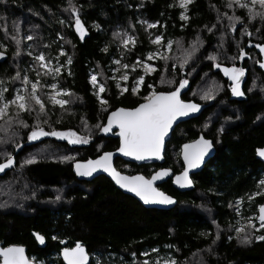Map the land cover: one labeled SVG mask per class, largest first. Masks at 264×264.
Returning <instances> with one entry per match:
<instances>
[{
	"label": "trees",
	"instance_id": "obj_1",
	"mask_svg": "<svg viewBox=\"0 0 264 264\" xmlns=\"http://www.w3.org/2000/svg\"><path fill=\"white\" fill-rule=\"evenodd\" d=\"M178 1L0 0V37L8 44L7 58L0 62V76L12 78L28 60L24 54L25 35L34 33L37 45L43 46L62 32L72 56L69 73L65 69L61 79L71 91V105L63 109L48 106L39 120L45 131L71 130L90 139L85 144H71L65 139L47 137L27 146L28 134L37 120L35 111L20 113L19 119L27 127L17 123L5 127L0 121V162L6 161V154L15 155L20 148L16 144L23 145L11 170L0 177V242L5 246L24 245L29 256L36 255L48 264H64L61 258L49 262L47 259L55 251L59 253L77 243L90 254L109 252L115 257L143 259L145 253L172 254L177 264H264V240L255 238V230L248 228L242 234H234L236 200L243 199L245 216L257 213L264 204V185L259 184L264 164L256 158V149L264 146V74L257 68L261 58L255 49H246L244 62L239 60L241 49L247 44L264 43V19L249 18V10L234 4L229 7L227 0H191L185 11L188 19L182 20L183 9ZM77 16L91 33L85 42L73 30ZM233 17L240 19H230ZM62 18L69 20L70 27L62 23ZM141 18L157 22V28L142 26L138 23ZM119 25L131 28L136 37L124 56L130 65L149 52L164 48L152 43L156 35L166 42L175 40L171 57L157 62L158 70L145 76L137 94L131 89L141 70L132 71L130 81L124 83V92L110 78L109 67L115 66L110 56L120 57L113 35ZM193 42H197L194 51ZM185 60L188 74L183 75L179 65L180 76L175 83L162 85L164 71L170 70L174 62ZM216 63L254 69L261 75V89H253V74H249L245 98H232L229 81L214 67ZM92 68L105 85L102 98L106 104L100 102L89 81ZM207 74L216 78L222 89L208 102L191 97L206 108L197 118L183 123L186 134L174 132L167 144L164 166L180 171L183 164L179 158L171 157V147H179L182 136L195 138L202 132V123L216 108L218 117L202 133L214 140L217 153L194 176L193 191L179 192L170 182L160 186L177 198L174 208H146L117 189L106 176L92 181L76 178L72 170L75 161L118 148L119 139L101 136L99 127L111 111L120 106H137L151 92L149 86H157L158 91L172 90L185 76L191 81L190 94ZM222 101L224 105L219 106ZM33 156V163H24ZM64 156L70 159H61ZM116 166L129 174L141 172L150 176L160 165H137L119 158ZM33 232L46 237L44 248L38 246ZM245 234L252 238L242 243ZM261 234L264 236V229Z\"/></svg>",
	"mask_w": 264,
	"mask_h": 264
},
{
	"label": "snow or ice",
	"instance_id": "obj_2",
	"mask_svg": "<svg viewBox=\"0 0 264 264\" xmlns=\"http://www.w3.org/2000/svg\"><path fill=\"white\" fill-rule=\"evenodd\" d=\"M236 3H239L240 0H235ZM190 3V0H180V6L187 11L186 5ZM256 5H259L260 11H256ZM232 6L231 3L228 5ZM242 8H248L249 18L260 16L264 19V0H251V4H240ZM72 11L75 13L76 8H72ZM181 19L187 20L188 17L181 13ZM233 20H239V17L230 18ZM148 27H155L154 24H149ZM75 28L77 33L80 34L81 38L85 35V29L82 26V22L77 16L75 20ZM211 31V29H208ZM114 35H117L114 33ZM250 35V33H249ZM15 39V37H13ZM28 39H32L31 36ZM134 37L128 36L126 39H123L122 42L125 46L128 45L130 41L134 42ZM161 41V36H156L152 41L154 44H159ZM172 41L169 40L167 46L170 48ZM197 42H193L192 50H195ZM260 48V51L264 53V45H257ZM106 50V49H105ZM4 55L3 52H0V57ZM245 53L241 49L240 59H243ZM149 58L153 57L152 53L148 54ZM166 59V57H161ZM215 59V57H210ZM35 60L39 62V66L42 69H46L45 75L49 73H59L60 67H53L51 62H45L44 54L35 57ZM68 63H71L69 58ZM182 61L181 67L183 63ZM119 64V61H116ZM141 63L146 72L155 71L153 65L138 61ZM264 67V63L261 64ZM127 68V65H124ZM216 67H220L219 64ZM243 68H224L225 75L230 76L233 81L231 86V91L234 96H243L244 93L240 90L239 80L240 77L244 74ZM20 73L17 72L16 76L12 79H20ZM121 80H127V74L120 77ZM91 83L97 85V76L92 75L90 77ZM144 80L143 76H139L135 82V86L132 87L131 92L136 94L141 82ZM22 83L24 85L21 89H16L15 94L12 99L6 100L4 97V92L7 89L3 86L4 82L0 81V120L4 121V126L8 127L12 123H17L22 127H27L28 125L19 119L21 112H33L37 113V120L33 126V130L28 134L29 141H36L41 137L51 136L58 137L61 139H67L71 144L78 143H87V139L77 136V134L71 130L69 131H45L41 126V121L39 120V115L45 113V103L42 99L38 88H42L43 85H40L39 81V71H37V79L35 81H30L29 77L25 74L22 78ZM186 80H180L179 86L170 92H150L148 96L144 98V102L140 103L135 108L126 109V108H117L115 111L111 112L108 117L106 125L99 126L100 131L109 132L113 124L119 126L120 132V147L119 152L124 153L128 156H134L137 160H144L146 158L156 157L160 158L161 150L164 144L165 137L167 136L170 128L173 126V123L177 121L178 118L187 116L189 113L197 112L200 108V105L185 102L180 99V91L187 85ZM119 87V84L117 85ZM53 91L47 93L49 101L54 105H60L63 107L68 104L69 101L65 100L62 97L63 95L68 94L67 90L59 89L57 90V85L55 83L49 86ZM151 87V86H149ZM124 89L122 91H126ZM105 91L104 85L99 84V91L96 93L99 96V93ZM206 98H211L207 93L205 94ZM102 104H106L107 101L101 100ZM14 108V115L9 116V108ZM6 118V119H5ZM47 121H44L46 123ZM222 131V129H221ZM15 147L19 148L20 145L16 144ZM212 142L208 139H205L201 136L199 139L183 145V159L185 162V169L182 173L175 177V182L184 185H191L192 180L189 178V170L198 167L207 153L212 149ZM258 155L264 157V149H258ZM6 162L0 163V171H4L14 164V159L10 154H6ZM112 153L104 152L103 155H100L95 160H88L85 162H77L75 164V171L77 175L80 176H92L97 169H102L112 176L116 184L121 188L127 189L128 191L134 193L136 196L140 197L145 203L153 204H162V205H171L174 203V200L171 196L166 195L165 193L159 191L154 187V182L161 179L163 176L169 174L168 169H162L156 172L151 179H145V177L136 175V176H126L122 175L120 172H117L112 167ZM61 159L68 160L70 157L64 156ZM35 156L24 161L26 164L33 163ZM261 184L264 185V181H261ZM259 193H254L253 195H258ZM57 199H60L57 196ZM249 200L252 199V196L248 197ZM239 203V201H238ZM258 220L260 221L259 227L264 228V205L259 207ZM249 227H255L252 224L251 219L249 220ZM235 231L239 235L243 231V227L236 228ZM249 234H245L241 242L247 243L251 240ZM258 240H264V236H256ZM37 239L40 242H43V237L37 234ZM63 257L67 261V264H88V254L85 251V248L77 243L74 248H65L63 250ZM0 264H29L28 260L24 256V249L19 246H8L0 247ZM147 264V262H145ZM168 264H175V261H169Z\"/></svg>",
	"mask_w": 264,
	"mask_h": 264
},
{
	"label": "rangeland",
	"instance_id": "obj_3",
	"mask_svg": "<svg viewBox=\"0 0 264 264\" xmlns=\"http://www.w3.org/2000/svg\"><path fill=\"white\" fill-rule=\"evenodd\" d=\"M227 1L231 4L238 6V7H240V4H248V5L251 4V0H240L239 3H236L235 0H227ZM178 5H179V7H181L180 6V0L178 1ZM141 6L143 7V5H141ZM142 7H140V8H142ZM246 9L248 10V8H246ZM258 9H260L259 5H256L255 10H258ZM183 12L185 14V10ZM61 21L63 24H65L66 27H70V22L68 19L62 18ZM138 23L141 24L142 26L147 27V28H150V27H148L149 24L155 25V27H151V28H157L156 24H158L157 22L155 23V22L149 21L147 19H142V18L139 20ZM116 28H117V30H115L114 33H116L117 35H114V33H113V35H114V40L117 42L116 52L119 53L120 57H117L116 54H113L110 56L112 63L115 64L114 67H109L110 78L114 79V81L116 82V85L119 84V87L117 86L118 89L121 92H124L122 90L126 89V87H127V86H124V83L130 81L132 71L141 70L142 74L140 76H143L144 80L141 82V84H140V86L136 92V94H137L140 91V89H141V87L145 81V76L148 75V73H149V72H146L144 70L142 64L138 63V61L146 62V63L153 65V67L155 68V71H150L153 75L158 70V67H159L157 62L159 60H165V59L160 58L157 61H153L152 59L147 60V56L150 53L149 52L145 58H138V59H136V61L133 64L130 65L129 63H127L125 61L124 56H125V53L128 52L129 49L135 44L136 37L134 34H132L131 28L123 27L121 25L116 26ZM95 29L100 30L101 26H95ZM151 34H153V33H151ZM29 36H31L32 39H28ZM128 36L134 37L135 39H134V42L130 41L128 43V45L125 46L123 44L122 40L126 39ZM156 36H158V35H156ZM52 39L45 41L43 46H38L37 45V39L35 38L34 33H31L29 35L24 36V42H25L24 54L26 55V57H28V60L26 62H24L22 67L20 68V70L16 71L15 74L13 75V77H15L17 72H19L21 78L20 79H12L13 77L12 78H10V77L3 78L2 76H0V81L4 82L3 86L7 89V91L4 92V97L6 100L12 99L13 95L15 94L16 89H21L24 87V85L22 83V78L25 74L29 77L30 81H35L37 79V71H39V81H40V85H43V87L38 88V91H39L42 99L44 100L45 109L48 106H51L53 108H62L63 109V108H67L71 105L70 98H69L71 95V91L63 85V82L61 79L63 77V72L65 71V69L68 68L67 67L68 63H66V61H68L69 57L72 60V56L67 50V47H66L65 42H64V35L62 32H59L53 41H52ZM171 41H172V44H171L170 48L167 46L168 41L167 42L163 41V42H160L159 44H157L156 45L157 48H161V47H164V48L159 49V51H157V52H152L153 57H154L155 53H158L161 57H166V59L170 58L171 54H173V52H174V45H175V40L171 39ZM7 48H8V44L4 41V39L2 37H0V49L7 51ZM41 53L44 54L45 62L50 61L51 65L53 67H57V66L60 67L59 73H49L48 75H45L46 69L40 68L39 62L35 60V57L40 55ZM30 54H33V56L31 57ZM239 57H240V55H239ZM244 57H245V55H244ZM244 57H243V59L239 58V60L242 63L244 62ZM252 59L255 60V58H252ZM116 61H119L120 63L117 64ZM253 62H255V61H253ZM183 64H185V63H183ZM124 65H127L128 67L125 68ZM179 65H181L180 62H174L172 64L170 70L164 71V74H163L162 80H161L162 85L171 86L172 83H175L176 79L180 76L179 75L180 71H183L182 72L183 75L188 74V72L186 71L187 66L183 65L181 67V70L179 71V68H180ZM216 65H217V63L214 64V67L220 71L224 70L223 67L243 68L245 70L243 76L245 75L248 78L249 74H253V86H252L253 89H255V90L261 89V87H262V85L260 83V81H262L261 75L258 74V72H256L254 69L247 70V68L243 67V65H241V66H235V65L227 66V65L219 64L220 67H216ZM108 66H110V65H108ZM67 73H68V70H67ZM125 74H127L128 79L127 80H121L120 77L122 75H125ZM92 75L97 76V83L98 84L97 85L92 84L94 87L93 89L97 93L99 91V84L104 85V83L101 81L100 75L97 72V70H95V69L92 70L90 77ZM222 75H223V73H222ZM247 78H246V81H247ZM137 79H138V77L135 79V82ZM180 80H187V78L185 76L184 78H181ZM180 80H179V82H180ZM53 83H55L57 85V90H59V89L67 90L68 94L60 97V98H63L65 100L69 101V103L64 105L63 107H61L60 105L52 104L48 99L47 93H50L53 91L49 86ZM232 84L233 83L229 81L230 91H231ZM200 85H202V86H200ZM200 85L196 88L195 91H192L189 94L190 98L195 95V96L202 98L204 101L208 102V101L212 100V98H214L221 91L220 89H222L221 83L216 78H214L208 74L205 75V78L202 80ZM134 86H135V84H134ZM104 88H105V85H104ZM153 91L158 92L157 86H154V85L151 86V92H153ZM206 93L211 96L210 99L206 98V95H205ZM100 94L101 93H99V97H100ZM231 96H232V94H231ZM101 100H104V99L100 97V101ZM221 105H224L223 101L221 102V104L219 106H221ZM21 113H24V112H21ZM8 115L9 116L14 115V108L13 107L9 108ZM218 115H219V109L216 108L213 115H211L210 117H207L205 119V121L202 123V125H201L202 132L208 131L210 123L213 120H215L218 117ZM0 121H3V120H0ZM101 133H102V131H101ZM77 136H79V135H77ZM83 138H86L87 141L90 140L89 137L83 136ZM78 144H85V143H78ZM262 176H264V173ZM234 210H235V204H234ZM252 224H254V223H252ZM254 225H255L254 228L249 227V221L245 220L241 224V227H243V231L240 234L244 233L248 228H253L255 230V232L257 233L256 236H258L259 223H255ZM236 228H238V227H236ZM236 228L234 227V229H236ZM234 234L238 235L236 231ZM59 257H60V255L55 251L54 253H52V255L49 256V259H47V260L49 262V260H51V259L56 260ZM30 259L37 264H45L46 263L45 259H39V258H37L36 255L30 256ZM169 261H175V264H177V258L174 257L172 254H159V255H157L156 253L153 252L151 255L146 256L143 259H137L134 257L128 258L127 255L126 256L120 255V256L115 257L111 253L106 252V253L96 254L95 264H145V262H147V264H168ZM54 264H55V262H54Z\"/></svg>",
	"mask_w": 264,
	"mask_h": 264
},
{
	"label": "water",
	"instance_id": "obj_4",
	"mask_svg": "<svg viewBox=\"0 0 264 264\" xmlns=\"http://www.w3.org/2000/svg\"><path fill=\"white\" fill-rule=\"evenodd\" d=\"M81 22H82V26H83L84 29H85V35L83 36V38H81L80 34L77 33L76 28H75V24L73 25V30H74L76 36L79 38V40H80L81 42H85L86 39H88V38L90 37L91 33H90L89 28L85 25V23H84L83 21H81ZM257 45H264V43H262V44H257ZM257 45H251V44H248V45L246 46V48L244 49V52H245L246 49H248V48H250V49H251V48H255V49H256V51H257V52L260 54V56H261V60L258 61L256 65H257V68L260 69V70L263 72V74H264V67L261 66V64L264 63V53H262V52L260 51V48L257 47ZM3 53H4V55H3L2 57H0V62L6 60V58H7V53H6V52H3ZM224 68H228V67H223V69H224ZM221 72L223 73V76H224L226 79H228L230 82L233 83V81L231 80L230 76L225 75L224 70H221ZM246 78H247V77L244 75V76H241V77H240V80H239V87H240V90L244 93V95H243V96H234V95L232 94V91H231L232 97H233L234 99H236V100H243V99L245 98L244 87H245V83H246ZM187 82H188L187 85H186L184 88H182L181 91H180V99H181V100H182V96H183V94H185L186 92H188V91L190 90V88H191V81L187 80ZM232 85H233V84H232ZM178 86H179V85H178ZM178 86H177V87H178ZM177 87H176V88H177ZM176 88H175V89H176ZM175 89H174V90H175ZM174 90H172V91H174ZM159 92H165V93H166V92H170V91H159ZM143 102H144V101H143ZM143 102H141V103H143ZM185 102H192V103L198 104V105H200V108H199V110H198L197 112L189 113L187 116L180 117V118L177 119V121H175V122L173 123V126L170 128V130H169L167 136L165 137L164 144H163V147H162V150H161V156H160V158L151 157V158H146V159H144V160H137L134 156H128V155H125L124 153L119 152L118 149H119V147H120V136H119L120 129H119V126H118L117 124H113V125L111 126V130H110L109 132H107V133L102 132V133H101V136H103V137H105V138H117V139H119V146H118V148H116V149H114V150L104 151V152H111V153L113 154V155H112V160H111V162H112V167H113L117 172H120L122 175H126V176H136V175H140V176L145 177V179H151V177H152L156 172H158V171H160V170H162V169H168V170H169V174H168L167 176H163L161 179L155 181V182H154V187H156L159 191L165 193L166 195L171 196V197L173 198V200H174V203H173V204H171V205H162V204L145 203L140 197L136 196L134 193L128 191L127 189L121 188L118 184H116L115 180L112 178V176L110 175V173H108V172H106V171H104V170H102V169H97V171L94 172V173L92 174V176H87V177H85V176H80V175H77V174H76V171H75V164H76L77 162H85V161H88V160H95V159H97L100 155H103L104 152H102L99 156H97V157H95V158H89V159H87V160H77V161H75V162L73 163L72 170H73V173L75 174L76 178H77L78 180H80V181H92V180H94L95 178H97V177H99V176H106L107 178H109V179L113 182V184L115 185V187H116L117 189H119L120 191H122L124 194H127V195H129V196L135 198L137 201H139V202H140L144 207H146V208L166 209V210H167V209H172V208H174L175 205H176V203H177V198L174 197L173 195H171V194L165 192L163 189L160 188V186H161L162 184L168 182L169 180H172V185H173L178 191H180V192H191V191H193V189L195 188V183H194L193 176H194L195 174L201 172V171L203 170V168L205 167V165H206V164H207V163H208V162H209V161H210V160L216 155V153H217V149H216V146H215L214 140H213L212 138H208V137H206V136H204V135H201V136H203L205 139L210 140V141L212 142L213 147H212V149L209 151V153L206 154V156L204 157V160L202 161V163H201L198 167L189 170V178L192 180V184H191V185H184V186H181L180 184H177V183L175 182V177H176L177 175H179L180 173H182V172L184 171L185 167H186L185 162H184V159H183V146H182V155H181V159H182L183 164H184V169H183V171H181L180 173H177V174H174V171H173L171 168H169V167H161V168L155 170L150 176H147L146 174L141 173V172H139V173H134V174H129V173L123 172V171H121V170H119V169L117 168V166H116V160L120 158V159H122V160H124V161H126V162L135 163V164H137V165H156V164L163 165V164L165 163V152H166L167 144L171 141L172 136H173V132H174L176 126L179 125L181 122H184V121H186V120L193 119V118H197L198 116L201 115V113L203 112V110H204V108H205L204 105H202V104H200V103H198V102H196V101H194V100L185 101ZM138 105H139V104H138ZM138 105H137V106H138ZM135 107H136V106H135ZM135 107H124V106H120V107H118V108L131 109V108H135ZM116 109H117V108H116ZM116 109H115V110H116ZM115 110H113V111H115ZM113 111H111V112H113ZM111 112L108 114L107 119H106V122H105L104 125L107 124L108 117H109V115L111 114ZM59 131H60V130H59ZM201 136H199L197 139H199ZM47 137H49V138H54V137H51V136L41 137V138H39V139L36 140V141H29V140H28L25 144H26L27 146H31V145H34V144L40 142L41 140H43L44 138H47ZM197 139H196V140H197ZM65 140H67V139H65ZM193 141H195V140H193ZM193 141L186 142V143H184V144H188V143H191V142H193ZM184 144H183V145H184ZM22 148H23V145H21L20 148L16 151L15 155H16L19 151H21ZM258 149H264V146L259 147V148L256 149V158H257L258 160H260V161L264 164V157H261V156L258 155V151H257ZM15 155L12 156L14 160H15ZM4 162H6V161H4ZM4 162H0V163H4ZM14 162H15V161H14ZM13 165H14V164H13ZM13 165L10 166L9 168L5 169L4 171H0V177H4V176H5V175L11 170V168L13 167ZM263 205H264V204H263ZM37 234H38L39 236H42V237L44 238V239H43V242H40V240L37 239ZM33 236L35 237V240H36V242H37V244H38V246H39L40 248H44V247L47 245L46 237H45L43 234H41V233H39V232H33ZM9 246H19V247H22V248L24 249V256H25V258L28 260L29 264H34L33 261L30 259V256H29V254H28V249H27L26 246L21 245V244H13V245H9ZM0 247H8V246H5V243H4V242H0ZM74 247H75V246H74ZM74 247H72V248H74ZM83 247L85 248V251H86V253L88 254V264H91V262H92L91 255H90V253L88 252L87 248H86L85 246H83ZM66 248H69V247H66ZM64 249H65V248H63V249L61 250V259H62V261H63L64 264H67V261H66V260L64 259V257H63V250H64Z\"/></svg>",
	"mask_w": 264,
	"mask_h": 264
},
{
	"label": "built area",
	"instance_id": "obj_5",
	"mask_svg": "<svg viewBox=\"0 0 264 264\" xmlns=\"http://www.w3.org/2000/svg\"><path fill=\"white\" fill-rule=\"evenodd\" d=\"M191 2V1H190ZM189 5V4H188ZM188 5L186 6V8L188 7ZM182 8V7H181ZM183 9V11L185 10L184 8H182ZM156 25H158V24H156ZM162 38V37H161ZM164 41V39H161V41L160 42H163ZM0 52H6L5 50H3V49H0ZM152 52H157L156 51V49L155 50H153V51H151L150 53H152ZM30 56L32 57L33 56V54H30ZM161 58V56L159 55V54H157V53H155V55H154V57H152V58H149V56H147V60H150V59H152L153 61H157L158 59H160ZM71 63H72V60H71ZM71 63H68V67L70 66V64ZM66 70H68V69H66ZM92 70H94L93 68H92ZM92 70H91V72H92ZM91 72H90V74H91ZM68 73H69V70H68ZM148 75H152V73L151 72H149L148 73ZM89 81H90V76H89ZM90 83H91V81H90ZM98 84V83H97ZM91 85H92V83H91ZM92 87H93V85H92ZM94 88V87H93ZM127 89V88H126ZM261 181H264V176H262L261 178H260V180H259V184H261ZM238 201H239V203H238ZM260 207V206H259ZM259 207H258V211H257V213H251L249 216H245L244 215V211H243V208H244V201H243V199H237L236 200V202H235V213H236V219H235V222H234V227L236 228V227H238V228H240L241 227V224L245 221V220H247V221H249L250 219H251V221H252V223H259L260 224V221L258 220V215H259ZM259 227V226H258ZM262 229H264V228H260L259 227V232H258V236H263L262 234H261V230ZM59 255H60V257L59 258H61V251L58 253ZM91 255V258H92V262H91V264H95V262H96V254H94V253H92V254H90ZM148 255V253H145L143 256L144 257H146ZM34 264H37V263H35V262H33ZM45 264H47V263H45Z\"/></svg>",
	"mask_w": 264,
	"mask_h": 264
},
{
	"label": "flooded vegetation",
	"instance_id": "obj_6",
	"mask_svg": "<svg viewBox=\"0 0 264 264\" xmlns=\"http://www.w3.org/2000/svg\"><path fill=\"white\" fill-rule=\"evenodd\" d=\"M248 45V44H247ZM248 49H250V48H248ZM251 49H255V48H251ZM256 50V49H255ZM243 52H244V49H243ZM244 53H246V51L244 52ZM260 55V54H259ZM260 58H261V56H260ZM261 60V59H260ZM187 81V80H186ZM246 84V83H245ZM179 85V83L177 84V86ZM177 86H175L172 90H174ZM172 90H169V91H172ZM190 90H191V88H190ZM190 90L188 91V92H186L185 94H183V96H182V100H184V101H190V100H192L191 98H189V92H190ZM159 92V91H158ZM245 92V91H244ZM189 98V99H188ZM144 101V100H143ZM142 101V102H143ZM199 103V102H198ZM201 104V103H200ZM202 105H204V104H202ZM205 106V108H206V105H204ZM205 108H204V110H205ZM203 110V111H204ZM203 113V112H202ZM190 120V119H189ZM189 120H186V121H184V122H181L179 125H177L176 126V128H175V130H174V132H179L181 135L182 134H186V127H184V125H183V123H185V122H187V121H189ZM174 132H173V134H174ZM198 132H199V130H198ZM201 135H204V133H202V132H199L198 133V135L195 137V138H184V136H182L181 137V139L183 140V142H182V144H180V146L178 147V145H174V146H172L171 147V151H170V155H171V157H174V158H179L180 160H181V162H182V164H183V161H182V159H181V155H182V146H183V144L184 143H186V142H190V141H193V140H196L199 136H201ZM205 136V135H204ZM207 137V136H206ZM161 167H166V166H164V164L163 165H160L159 167H157L156 168V170L157 169H159V168H161ZM183 169H184V164H183V166H182V168L180 169V171H175V170H173L174 171V174H177V173H180L181 171H183ZM198 174V173H197ZM196 175V174H195ZM194 175V176H195ZM194 176H193V179H194ZM168 182H170L171 184H172V180H169ZM173 186V185H172ZM174 187V186H173ZM175 188V187H174ZM176 189V188H175ZM177 190V189H176ZM178 191V190H177ZM180 192V191H179Z\"/></svg>",
	"mask_w": 264,
	"mask_h": 264
},
{
	"label": "bare ground",
	"instance_id": "obj_7",
	"mask_svg": "<svg viewBox=\"0 0 264 264\" xmlns=\"http://www.w3.org/2000/svg\"><path fill=\"white\" fill-rule=\"evenodd\" d=\"M163 39V38H162ZM156 51H159V49H156ZM158 54V53H157ZM70 58V57H69ZM66 63H68L67 61H66ZM67 66V65H66ZM68 67V66H67ZM68 69V68H67Z\"/></svg>",
	"mask_w": 264,
	"mask_h": 264
},
{
	"label": "clouds",
	"instance_id": "obj_8",
	"mask_svg": "<svg viewBox=\"0 0 264 264\" xmlns=\"http://www.w3.org/2000/svg\"><path fill=\"white\" fill-rule=\"evenodd\" d=\"M103 93V92H102ZM102 93L100 94V97L102 98Z\"/></svg>",
	"mask_w": 264,
	"mask_h": 264
}]
</instances>
